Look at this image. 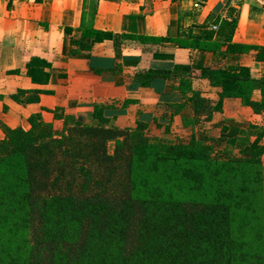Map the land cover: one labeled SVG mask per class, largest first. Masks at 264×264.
I'll return each mask as SVG.
<instances>
[{
  "label": "trees",
  "instance_id": "obj_1",
  "mask_svg": "<svg viewBox=\"0 0 264 264\" xmlns=\"http://www.w3.org/2000/svg\"><path fill=\"white\" fill-rule=\"evenodd\" d=\"M228 12L230 19L214 18L195 25L199 33L180 32L173 40L199 50H253L256 59H264V46L232 41L237 9L229 6ZM86 34L95 41L112 36L94 28ZM46 67L50 64L38 56L26 61L34 83L48 81ZM181 68L185 74L174 75L183 98L157 104L160 117L171 120L190 101L193 121L201 125L222 110L226 96L264 113V72L254 78L246 66L235 70L217 62L200 74ZM192 77L204 78L218 98L193 90ZM255 89L260 100L252 98ZM101 110L94 106L96 125L57 107L52 121L35 112L26 129L2 126L0 219L14 216L25 236L1 264H264L261 136L249 151L223 154L214 137L167 142L147 135L141 121L134 128L107 126ZM154 120L159 125L157 115ZM139 174L153 183L147 197L134 194ZM182 186L194 197H174L171 190Z\"/></svg>",
  "mask_w": 264,
  "mask_h": 264
},
{
  "label": "crops",
  "instance_id": "obj_2",
  "mask_svg": "<svg viewBox=\"0 0 264 264\" xmlns=\"http://www.w3.org/2000/svg\"><path fill=\"white\" fill-rule=\"evenodd\" d=\"M229 6L237 9L232 41L264 46V0H0V139L2 126L26 129L35 112L52 121L51 110L57 107L96 125L94 106H101L107 126L134 128L141 121L147 135L167 142L209 136L223 154L249 151L257 137L264 141V113L253 112L238 97H224L222 110L201 125L193 121L190 101L171 120L157 111V104L182 100L174 75L182 66L196 74L214 62L235 70L246 66L254 78L264 72V59H256L253 50H199L173 40L180 32L199 33L195 25L230 19ZM91 28L112 36L95 41L86 34ZM32 56L50 64L46 83H34L27 75L26 61ZM190 80L193 90L218 98L204 78ZM252 98L260 100L258 89ZM261 159L264 165V153Z\"/></svg>",
  "mask_w": 264,
  "mask_h": 264
},
{
  "label": "rangeland",
  "instance_id": "obj_3",
  "mask_svg": "<svg viewBox=\"0 0 264 264\" xmlns=\"http://www.w3.org/2000/svg\"><path fill=\"white\" fill-rule=\"evenodd\" d=\"M185 74V72H182ZM109 151L113 148V142H110L108 145ZM152 181L147 180L146 178L142 177L140 174L136 176L134 182V194L137 197H147L149 196V189L152 188ZM171 192L173 193L174 197H187L193 198L194 195L192 192H189L185 186L182 187H174ZM164 195H167L166 191L163 192ZM262 203V202H261ZM261 203L259 205H261ZM264 203V201H263ZM258 209V208H256ZM4 211L0 210V215H2ZM257 213H260L257 210ZM13 217L11 214L8 215L6 221H2L0 219V259L6 258V252H11L12 250L17 249L19 241L25 236V231L22 229H18L13 224ZM1 218V217H0ZM247 230V229H245ZM264 238V237H263ZM264 246V241H263ZM1 264V262H0Z\"/></svg>",
  "mask_w": 264,
  "mask_h": 264
},
{
  "label": "built area",
  "instance_id": "obj_4",
  "mask_svg": "<svg viewBox=\"0 0 264 264\" xmlns=\"http://www.w3.org/2000/svg\"><path fill=\"white\" fill-rule=\"evenodd\" d=\"M209 28L212 29V30H216L217 29V25L216 24H210Z\"/></svg>",
  "mask_w": 264,
  "mask_h": 264
}]
</instances>
